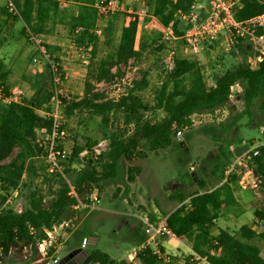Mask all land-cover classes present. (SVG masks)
Returning a JSON list of instances; mask_svg holds the SVG:
<instances>
[{"label":"trees","instance_id":"1","mask_svg":"<svg viewBox=\"0 0 264 264\" xmlns=\"http://www.w3.org/2000/svg\"><path fill=\"white\" fill-rule=\"evenodd\" d=\"M0 7V44L8 41L3 34L15 21L21 22L20 35L40 38L51 31L52 26L62 19L63 4L70 0H11L17 12L9 10L8 2ZM97 0H77L76 7L68 19L73 41L77 46L91 47V56L98 57L99 44L97 30L101 18L94 6ZM194 0H149L152 13L159 18L161 28L151 38L141 35L144 21L134 20L128 26L123 25L114 56L100 57L96 61L92 75L97 81L112 80L121 75V67L131 58L139 59L149 47L160 43L164 30L170 21H174L175 33L182 34L179 28V14L186 11ZM148 4V5H149ZM264 12V0H242L236 10V18L243 20ZM185 27V26H184ZM258 33L264 28L258 27ZM232 41L240 53L244 54L241 62L223 71L212 74L209 85L199 61L183 55L174 56L172 67L163 68L158 84L153 89V97L147 100L141 91L148 87V73L132 81L127 91L117 99H109L105 94L94 91L93 82L85 81L84 94L75 99H67L53 89L60 88L65 80L60 59L47 49V64L53 68L51 85L34 90L28 98L0 102V264L13 250L29 249L30 261L45 264L38 249V241L46 236V229H53L60 224L71 210L75 208L76 199L69 193V186L64 184L46 201L38 191L30 195L28 206L15 208L7 199L14 190H22L24 176H31V169L37 158L48 155V149L38 144V130L51 133L54 127L52 115H42L39 109L50 110V100L57 94L65 106L64 111L70 115L75 110L86 112L96 125L102 139L109 140L105 154H97L95 146L99 140L87 138L85 144L74 143L72 161L87 150L83 156L85 164L72 176L74 184H86L87 191H92L100 181L115 177L120 166L127 165V178L134 181L141 171L140 165L132 164L136 158L147 156L141 146L147 142L151 150H157L173 141L177 131L192 124L191 115L196 111L215 110L223 106L230 111L235 105L231 102V87L236 82L243 84L244 98L250 104L264 90V60L252 69L247 63L249 38L232 34ZM32 39V38H31ZM34 41V40H33ZM42 45H44L42 43ZM116 67V71L112 69ZM8 70L0 62V85L3 99L11 96V84ZM59 76L55 81L54 76ZM53 88V89H52ZM61 102V105H62ZM161 112L162 116L152 120L147 112ZM250 142V141H249ZM251 143V142H250ZM248 143V145H250ZM17 150V151H16ZM259 154L253 155L247 162L257 178L260 197L255 201L254 215L256 222L264 221V143L259 145ZM229 164V163H228ZM227 163L221 168L225 171ZM101 165V169L99 166ZM65 174L71 172L69 167L62 169ZM221 169L220 184L205 188V181L198 180L200 188L188 196L182 194L179 204L164 217L171 231L179 238L191 242L192 255L199 256L197 264H264L261 247L254 241L264 240V229L257 230L251 224L244 223L237 230L230 231L218 226V219L227 207L238 204L234 194L239 174L234 172L226 177ZM32 173H35L34 170ZM152 222L153 221L151 218ZM218 230L214 232V228ZM137 259L129 256L113 257L96 246L89 248L92 255L90 264H163L165 249L157 248L140 239ZM64 264H74L70 260Z\"/></svg>","mask_w":264,"mask_h":264},{"label":"rangeland","instance_id":"2","mask_svg":"<svg viewBox=\"0 0 264 264\" xmlns=\"http://www.w3.org/2000/svg\"><path fill=\"white\" fill-rule=\"evenodd\" d=\"M197 1L206 5V0ZM122 2L120 9L108 16H102L98 22L97 58L91 56V49L77 46L73 41L68 25V19L76 7L72 1L63 4L62 19L52 26L49 33L38 38V42L20 35L21 22L15 21L11 24L3 34L8 41L0 44V62H3L8 70L12 89L20 91L17 92L19 99L28 98L34 90L51 85L53 68L47 64V61L51 60L42 52L40 46L42 43L44 46L49 45L53 54L60 59L65 80L61 82L58 93L67 99L79 98L84 94L86 79L93 82L94 91L105 94L106 98L117 99L127 91L133 80L139 79L147 72L149 85L141 91V96L151 100L153 89L161 77V70L169 67V60L175 55L199 61L209 85L214 82L212 80L214 72L230 68L244 58V54L233 44L230 32L216 39L204 40L199 53L190 52L181 37L185 26V22L181 20L179 23L181 35L175 33L177 36L175 38L163 36L160 43H163L164 47L160 49L156 48L157 45L149 47L139 59L131 58L127 64L122 65L121 75L116 74L112 80L97 81L91 74L96 67L95 63L100 57L114 56L129 7L138 9L145 6L148 9L145 24L141 26V35L144 38L153 37L162 25L159 18L152 13L149 0ZM5 4L6 0H0V7ZM254 46L250 39L246 58L254 53ZM35 57L38 60H35ZM112 71L115 72L116 67ZM53 91L56 92V89ZM231 92V102L235 105L231 111L223 106L213 111H196L191 115L192 124L182 127L180 138L177 134L174 135L171 144L151 150L147 142L142 143L141 146L146 150L147 156L131 162L141 167L134 181L127 178L128 163L125 162L120 166L117 176L97 183L100 198L98 207L74 208L60 224H57L56 254L63 258L74 249L82 247L83 237L86 236L88 243L96 239L94 246L113 257L123 255L130 257L143 246L139 243L141 238H145L146 243L156 248L159 245L164 247L163 264H197L198 260L192 255V244L187 238L169 234L148 235L137 219L144 215L158 222L179 204V197L182 194L188 196L200 188L199 179L205 181V188L220 184L222 164L230 163L249 146L264 143V90L250 104L244 98L241 82L234 85ZM58 98L56 94L51 98L49 111L54 109ZM1 100L6 101L3 99L0 85V102ZM60 107V128L54 139L49 132L38 130V144L47 149L54 140L58 152L54 153L53 158L48 155L37 158L33 164L34 168L31 169V176L28 173L24 176L23 181L26 184L22 186V190H14L6 204H14L15 208L20 210L29 205L33 191H38L46 201H49L64 184L69 186L75 171L85 164L83 156H88L87 150H84L79 157L71 160L75 142L83 145L87 138H95L99 140L94 147L96 153L107 152L109 140L101 138L100 131L94 126L96 124L86 112L75 110L68 115L64 111L63 102L62 105L60 103ZM39 113L47 115L46 108L39 109ZM146 114L153 121L162 116L161 112L155 111ZM66 167L71 170L69 174L61 172V169ZM33 170L35 173H32ZM247 170V162L237 170L239 179L235 189L240 200L239 206L228 210L227 214L218 220V226L226 227L230 231L237 230L244 223L251 224L257 230L264 229V221L256 222L254 215L255 201L260 197V190L253 183V177ZM244 174L248 176L243 180ZM1 193L0 189V197ZM82 196L85 197L86 194L82 193ZM254 241L261 247L264 255V240L256 238ZM84 248L91 247L87 244ZM30 256L29 249L13 250L4 264H34L29 262Z\"/></svg>","mask_w":264,"mask_h":264},{"label":"built area","instance_id":"3","mask_svg":"<svg viewBox=\"0 0 264 264\" xmlns=\"http://www.w3.org/2000/svg\"><path fill=\"white\" fill-rule=\"evenodd\" d=\"M9 10L12 12H17L14 3L9 0L7 2ZM123 5L122 0H97L94 6L97 8L99 14L102 16H108ZM242 5V0H206V5L197 0H194L190 7L186 11H182L179 14V18L185 22L184 32L181 35L188 49L192 53H199L202 49L203 41L206 39H216L217 37L230 32L231 34H236L241 37H248L255 44L254 53L249 55L247 58L248 65L255 69L259 66L260 62L264 60V32L258 33L257 28H264V12L253 15L249 18L239 20L236 18V10ZM127 14L124 19V25L128 26L134 20L144 21L146 15L148 14V9L145 6L134 9L129 7ZM99 29L97 30V34ZM164 36L167 38L177 37L175 34L174 21H170L165 29ZM233 36V35H232ZM32 40L38 42V38L32 36ZM42 52L47 55V49L44 45H41ZM91 49V47H89ZM35 60H38L35 57ZM174 64V59L169 60V67ZM55 81H59V76H54ZM234 85H239L236 82ZM231 87V91L233 86ZM59 88H56V93H58ZM17 91L12 89L11 96L5 100H19ZM57 95V94H56ZM232 95V94H231ZM60 99L58 98L56 106L52 111H46L54 118V127L51 133L53 139L60 128L59 124V107ZM61 112V107H60ZM182 130L177 131V135L180 138ZM48 156L54 157V153L58 150L55 149L54 140L52 141L50 147H48ZM259 145H251L246 149L241 155H238L233 161H231L225 168L226 177L230 176L234 172H237L238 168L242 166L243 163L248 162L253 155L259 154ZM61 172L63 170L61 169ZM248 174L253 177V183L257 185V178L254 176L252 168L248 166ZM65 174V173H64ZM248 176V175H246ZM245 174L242 176L243 180L246 177ZM86 196L83 197L82 193ZM69 193L76 199L75 208L84 207L88 209H96L97 203L99 201V196L97 192V187L92 191H87L86 184H74L71 180L69 181ZM144 232L151 236L158 235H175L170 227L168 226L166 217H163L158 222H152L147 216H140L138 218ZM61 226V225H60ZM46 236L38 241V249L42 255L41 259L45 264H59L61 259L57 253V244L55 232L57 231V224L53 229H46ZM176 236V235H175ZM88 244V238L85 236L82 240V247ZM137 251H134L130 255V259L136 258ZM194 257L198 260L199 256L194 254Z\"/></svg>","mask_w":264,"mask_h":264},{"label":"water","instance_id":"4","mask_svg":"<svg viewBox=\"0 0 264 264\" xmlns=\"http://www.w3.org/2000/svg\"><path fill=\"white\" fill-rule=\"evenodd\" d=\"M95 242L88 243L89 247H94ZM78 258V259H77ZM92 259V255L89 253L87 248L79 247L68 253L65 257L61 259L59 264H64L66 261L70 260L71 262H78L81 264H88Z\"/></svg>","mask_w":264,"mask_h":264},{"label":"crops","instance_id":"5","mask_svg":"<svg viewBox=\"0 0 264 264\" xmlns=\"http://www.w3.org/2000/svg\"><path fill=\"white\" fill-rule=\"evenodd\" d=\"M70 1H72L73 3H76V2H77V0H70ZM188 58H189V59H192V58H190V57H188ZM234 194H235V196H236V199H237V201H238V204H237L236 206H233V207H227V208H225L221 217L225 216V214H227L226 212H228V210H230V209H232V208H236V207L239 206V204H240V200H239V198H238L237 190H236V189L234 190ZM233 210H234V209H233ZM219 219H220V218H219ZM219 219H218V220H219ZM137 221H138V219H137ZM138 223L140 224V221H138ZM216 228H217V230H218V227H216ZM214 232H216V231H215V228H214ZM95 241H96V239H94V241H92V242H95ZM89 242H90V240H89ZM95 243H96V242H95ZM262 254H263V252H262Z\"/></svg>","mask_w":264,"mask_h":264},{"label":"flooded vegetation","instance_id":"6","mask_svg":"<svg viewBox=\"0 0 264 264\" xmlns=\"http://www.w3.org/2000/svg\"><path fill=\"white\" fill-rule=\"evenodd\" d=\"M78 259V258H77ZM74 264H80V263H78V262H74Z\"/></svg>","mask_w":264,"mask_h":264}]
</instances>
